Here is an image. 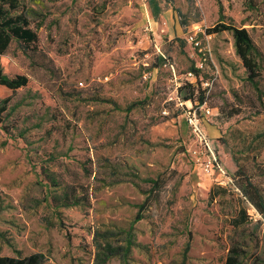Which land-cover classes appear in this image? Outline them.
I'll return each mask as SVG.
<instances>
[{
  "label": "rangeland",
  "instance_id": "rangeland-1",
  "mask_svg": "<svg viewBox=\"0 0 264 264\" xmlns=\"http://www.w3.org/2000/svg\"><path fill=\"white\" fill-rule=\"evenodd\" d=\"M20 3L38 34L36 50L28 49L35 65L12 42L0 70L29 74L47 91L27 84L10 93L0 123V256L223 264L232 238L247 264L264 260V215L246 204L247 223L230 225L240 194L229 177L237 164L249 172L264 164V0ZM219 22L249 32L260 91L247 80L231 34L210 32ZM192 65L211 80L213 115L224 101L259 111L224 133L206 130L210 117L201 118L219 151L210 176L202 169L209 151L185 118L191 102L178 94ZM50 174L58 186L45 180ZM160 175L164 182L150 190ZM254 180L264 186V178ZM69 184L80 204L56 205L52 197ZM216 186L229 190L211 198Z\"/></svg>",
  "mask_w": 264,
  "mask_h": 264
},
{
  "label": "trees",
  "instance_id": "trees-1",
  "mask_svg": "<svg viewBox=\"0 0 264 264\" xmlns=\"http://www.w3.org/2000/svg\"><path fill=\"white\" fill-rule=\"evenodd\" d=\"M223 18V16H221ZM228 31L234 41V47L237 56L242 62V66L247 72V80L252 85L253 89L260 91L258 85L259 67L254 55V45L249 32L242 27H237L231 23L219 22L214 26L210 32ZM38 34L31 26V21L27 15L25 6L20 3V0H0V55L6 52L12 42H15L22 50L23 54L32 61V54L29 53V46L34 51L36 50V42ZM191 71L194 73V79L191 82H185L184 85L178 88V94H183V99L191 102V104H207L209 95L206 93L207 89L202 86V83L209 80L201 69L191 66ZM29 78L26 74L9 75L0 70V85L5 86L12 92L27 86ZM46 88V87H45ZM47 90V88H46ZM194 93H197L194 99ZM195 101H197L195 103ZM10 102V96H0V123H2L7 114ZM211 107V106H209ZM216 107L213 105L211 108ZM259 111L252 109V105L247 108H241L238 105H232L224 101L219 106L218 113L209 118V124L215 126L220 133L229 130L233 125L239 121L250 118L257 114ZM218 146L210 141L211 154L218 157ZM216 164V162H215ZM264 178V164L257 165L253 172H249L243 165L237 164L235 171L229 175L232 184L239 191L238 209L236 214L231 217L230 225L233 230H238L244 226L249 220L246 204H250L259 214L264 215V186L261 181L254 180V177ZM56 178L55 174H50L45 177V180L51 182L53 186H58L60 181ZM150 190L159 188L164 180L160 175L156 179L150 180ZM228 188L224 186H216L209 192L211 198H214L215 193L224 194ZM55 204L59 206H71L80 204L77 186L73 184L65 185L62 187L60 194H54L52 197ZM228 252L225 256L223 264H247L246 252L240 244L236 243L232 238ZM0 264H50L45 260L41 253H30L24 257L20 256H0ZM255 264H264V260L257 261Z\"/></svg>",
  "mask_w": 264,
  "mask_h": 264
},
{
  "label": "built area",
  "instance_id": "built-area-1",
  "mask_svg": "<svg viewBox=\"0 0 264 264\" xmlns=\"http://www.w3.org/2000/svg\"><path fill=\"white\" fill-rule=\"evenodd\" d=\"M188 39L192 44H194L195 47L198 48V51L201 54L205 55V51L203 50L201 41L198 38H196V36H189ZM206 51H209L207 47H206ZM170 66H172V64H170ZM201 68L202 66L200 65L199 69ZM194 76L195 75L191 70H189L186 73L187 79L192 80L194 79ZM191 80H189V82H191ZM210 84H211V80H206L202 83V86L207 89L206 93H208ZM182 103L185 102H180V105H182ZM212 115H213V108L209 107L205 102L200 105L195 104L194 106L190 104L189 106H187V109L185 111V118L191 130V133L194 135L198 143L202 145L206 151H209L207 157H205V159L202 161V169L204 173L209 176L211 175V171L213 170L214 164L216 162V158L211 154L210 141L202 129L201 118L205 117L208 119V117Z\"/></svg>",
  "mask_w": 264,
  "mask_h": 264
},
{
  "label": "crops",
  "instance_id": "crops-1",
  "mask_svg": "<svg viewBox=\"0 0 264 264\" xmlns=\"http://www.w3.org/2000/svg\"><path fill=\"white\" fill-rule=\"evenodd\" d=\"M9 75H16V74H9ZM26 75L29 78L28 84L29 85L33 84L34 85V89H38L40 92H44V93L47 91L45 86L41 82L37 81L34 77L32 78L31 75H29V74H26ZM0 89H3L4 92L7 93L6 96H10V93H13L11 90H9L8 88H6L5 86H2V85H0ZM20 89H18V90H20ZM6 96H3V97H6ZM205 126H206V130L210 129V128L214 129V126L211 125V124H205Z\"/></svg>",
  "mask_w": 264,
  "mask_h": 264
}]
</instances>
